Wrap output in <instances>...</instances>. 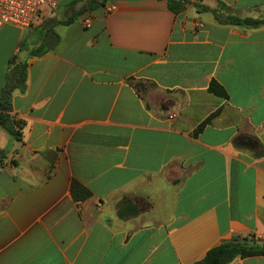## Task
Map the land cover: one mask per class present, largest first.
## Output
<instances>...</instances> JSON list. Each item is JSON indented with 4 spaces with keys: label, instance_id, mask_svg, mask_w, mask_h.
<instances>
[{
    "label": "crops",
    "instance_id": "obj_1",
    "mask_svg": "<svg viewBox=\"0 0 264 264\" xmlns=\"http://www.w3.org/2000/svg\"><path fill=\"white\" fill-rule=\"evenodd\" d=\"M64 1L29 28L0 27V99L11 58L28 63L10 112L21 138L0 126V264H194L234 236L264 240V26L204 10L259 18L264 0L177 14L167 0H105L32 56ZM74 182L91 195L75 198ZM125 199L138 216L118 217Z\"/></svg>",
    "mask_w": 264,
    "mask_h": 264
},
{
    "label": "trees",
    "instance_id": "obj_2",
    "mask_svg": "<svg viewBox=\"0 0 264 264\" xmlns=\"http://www.w3.org/2000/svg\"><path fill=\"white\" fill-rule=\"evenodd\" d=\"M199 0H195L198 4ZM105 0H73L65 6V11L61 17H52L47 19L42 26L39 27L43 34L42 44L36 50L31 52L32 56H41L55 48L60 38L56 33L54 27L60 23H70L76 18H84L91 10L103 5ZM169 9L174 13H179L185 10L192 2V0H167ZM220 10L210 9L204 7V10H211L214 12L217 20L222 24L236 25L244 28H259L264 26V16L259 18L253 17H239L228 11L229 7L225 3L220 5ZM28 48V44L23 45ZM28 78V63H22L17 60V55H14L9 63L7 72V81L2 90L0 99V126L6 128L8 132L14 135L17 139L21 138V129L23 123L10 115L12 110V95L14 91L24 89ZM209 91L219 96L227 97L226 89L213 80L210 83ZM211 117L204 120L195 130V134L201 132ZM6 156L4 149L0 148V162ZM72 192L75 198L85 199L91 195V191L78 182H74ZM255 255H264V240H256L254 247L244 246L242 243H235L233 241L223 242L211 248L205 257L195 262L194 264H229L237 257H248Z\"/></svg>",
    "mask_w": 264,
    "mask_h": 264
},
{
    "label": "built area",
    "instance_id": "obj_3",
    "mask_svg": "<svg viewBox=\"0 0 264 264\" xmlns=\"http://www.w3.org/2000/svg\"><path fill=\"white\" fill-rule=\"evenodd\" d=\"M64 0H0V27L6 24L16 25L22 29L31 27L60 5ZM113 12L114 6H107ZM86 26L91 18L84 20Z\"/></svg>",
    "mask_w": 264,
    "mask_h": 264
},
{
    "label": "water",
    "instance_id": "obj_4",
    "mask_svg": "<svg viewBox=\"0 0 264 264\" xmlns=\"http://www.w3.org/2000/svg\"><path fill=\"white\" fill-rule=\"evenodd\" d=\"M142 207L140 202L132 199H125L118 208L117 215L121 220L136 217L140 214ZM235 243H242L244 246L254 247L256 241L249 238H241L240 236H234L232 239Z\"/></svg>",
    "mask_w": 264,
    "mask_h": 264
},
{
    "label": "rangeland",
    "instance_id": "obj_5",
    "mask_svg": "<svg viewBox=\"0 0 264 264\" xmlns=\"http://www.w3.org/2000/svg\"><path fill=\"white\" fill-rule=\"evenodd\" d=\"M66 2V0L64 1V3ZM61 5H59L56 9H58ZM261 241V240H260Z\"/></svg>",
    "mask_w": 264,
    "mask_h": 264
}]
</instances>
